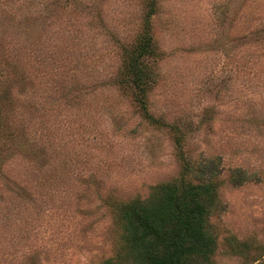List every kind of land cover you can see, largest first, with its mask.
<instances>
[{
	"label": "rangeland",
	"instance_id": "rangeland-1",
	"mask_svg": "<svg viewBox=\"0 0 264 264\" xmlns=\"http://www.w3.org/2000/svg\"><path fill=\"white\" fill-rule=\"evenodd\" d=\"M145 1L0 0V264H101L115 202L207 158L210 264H264V0H156L155 123L118 83Z\"/></svg>",
	"mask_w": 264,
	"mask_h": 264
},
{
	"label": "trees",
	"instance_id": "trees-1",
	"mask_svg": "<svg viewBox=\"0 0 264 264\" xmlns=\"http://www.w3.org/2000/svg\"><path fill=\"white\" fill-rule=\"evenodd\" d=\"M155 8L156 0L145 1L140 32L124 49V67L118 78L119 85L133 92L144 117L153 123L145 93L155 79L147 62L157 55L149 23ZM219 172L218 158L201 159L195 165H185L177 179L151 187L146 197L115 202L117 239L112 256L101 264H210L215 235L208 219L217 205ZM245 179L239 169H232L228 176L232 184Z\"/></svg>",
	"mask_w": 264,
	"mask_h": 264
}]
</instances>
